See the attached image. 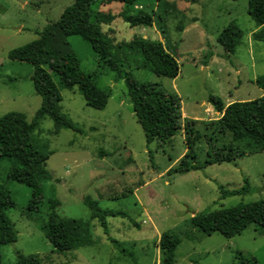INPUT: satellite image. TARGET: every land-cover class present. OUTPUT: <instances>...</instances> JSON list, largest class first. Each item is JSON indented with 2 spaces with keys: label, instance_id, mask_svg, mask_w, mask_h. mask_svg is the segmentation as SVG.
Wrapping results in <instances>:
<instances>
[{
  "label": "rangeland",
  "instance_id": "1",
  "mask_svg": "<svg viewBox=\"0 0 264 264\" xmlns=\"http://www.w3.org/2000/svg\"><path fill=\"white\" fill-rule=\"evenodd\" d=\"M73 1L0 0V116L19 112L29 122L35 118L41 98L31 81L33 66L13 61L8 54L37 39ZM119 3L103 8L117 15L110 25H101V31L113 43L139 37L159 40L161 35L171 52L181 41L184 26L193 24L203 32L205 38L199 30H191L184 34L185 45L176 47L179 74L175 79L154 74L135 51L121 52L125 59L121 67L137 80L158 84L180 99L182 113L196 121L195 128L202 134L194 148L197 164H203L209 152L230 144L237 145V153L243 154L230 163L184 174L170 172L186 151L183 131L171 141L155 140L147 145L123 80L98 63L88 41L67 37L81 69L95 72L97 86L110 90L111 95L106 107L96 110L85 104L77 87L63 88L55 80L61 112L73 128L57 132L53 120L45 116L33 130L34 145L49 154L46 169L50 178L42 181L37 212L27 210L31 188L7 178L17 162L0 157V186L9 190L15 203L5 214L17 232L16 242L0 244L2 263L14 264L17 255H35L45 264H159L158 239L162 233L172 232L180 238L173 264H238L239 253L251 264H264V231L255 225L231 239L189 227L194 214L264 199V150L259 151L247 140L233 141L228 133L214 137L204 126L215 119L212 112L205 113L208 95L223 101L230 94L243 100L262 94L251 80L264 74V42L249 38L258 24L247 13L248 0H139L128 7ZM121 14H149L153 26L130 27ZM159 16L161 28L157 26ZM231 22L239 27L240 36L234 52L227 54L217 36ZM210 54L222 58L214 60L206 75L201 64ZM238 81L242 85L236 92L233 87ZM244 179L250 185L248 193L221 197L220 188L240 189ZM85 200L96 202L101 210L125 216L107 217L105 234L97 219H89ZM50 201L56 203L54 213L58 218L89 222V246L54 250L44 234L53 211Z\"/></svg>",
  "mask_w": 264,
  "mask_h": 264
},
{
  "label": "trees",
  "instance_id": "2",
  "mask_svg": "<svg viewBox=\"0 0 264 264\" xmlns=\"http://www.w3.org/2000/svg\"><path fill=\"white\" fill-rule=\"evenodd\" d=\"M137 1L139 0H74L64 9L57 21L47 25L39 33L37 39L9 52L11 60L33 66L31 81L36 94L41 98L40 109L30 122L25 114L19 112L0 116V157L12 158L17 162L8 171L7 178L31 188L32 195L27 210L37 212L42 199V181L50 178L46 169L49 154L39 150L32 141V133L38 121L49 116L57 132L62 128H73L68 118L61 112V95L57 84L68 89L77 87L85 104L96 110H103L111 95L110 90L97 86L95 72L87 73L81 69L76 54L66 40L70 36H79L88 41L98 63L115 72L116 77L123 80L128 100L143 130L147 145L155 140L162 143L171 141L178 131H183L186 151L170 172L184 174L212 164L230 163L243 154L237 153V145L230 144L209 152L204 163L197 164L194 148L202 134L195 128V120L183 118L180 99L162 90L158 84L139 81L131 71L122 69V59H125L121 52L135 51L142 56L154 74L170 79H175L179 74L177 60L161 41L139 37L116 44L101 31V25H110L117 17L112 13H102L99 10L101 5L120 2L124 7H128ZM247 13L260 27L254 32L253 39L264 42V0H248ZM120 16L133 28L153 26L149 14L142 17L127 14ZM161 21L162 17L159 16L157 25L159 28ZM239 36V27L231 22L219 33L217 42L227 54H232ZM253 83L262 91V95L255 99L234 101L225 105L219 97L208 95V103L216 112L221 113V116L204 126L214 134V137L228 133L233 141L247 140L258 146L259 151H263L264 74L256 77ZM220 189L221 197L224 198L248 193L250 185L247 179H244V185L240 189ZM84 202L89 209V219H97L105 234L108 233L107 217L125 216L122 212L101 210L96 202L89 200ZM14 205L9 190L0 186L2 245L12 244L17 240V232L5 214L7 207ZM55 206L56 203L50 201V208L53 211L44 226L45 238L52 244L54 250L64 252L89 246L92 243L89 222L58 218L54 213ZM251 225L264 231V199L200 212L191 216L189 220L190 228L206 235L218 233L227 239L241 234ZM111 241L116 243L112 239ZM179 243L178 235L172 232L161 234L157 242L159 264L174 263V253ZM238 258V264H251L240 253ZM0 264H3L1 258ZM14 264L45 263L35 255H17Z\"/></svg>",
  "mask_w": 264,
  "mask_h": 264
},
{
  "label": "crops",
  "instance_id": "3",
  "mask_svg": "<svg viewBox=\"0 0 264 264\" xmlns=\"http://www.w3.org/2000/svg\"><path fill=\"white\" fill-rule=\"evenodd\" d=\"M111 4V3H110ZM110 4H105V5H110ZM119 4H121L120 6H123L122 5V3H119ZM104 4L101 6V9H100V11L102 12V13H108V12H105L104 10H103V8H104V6H105ZM259 26H257L251 33H249V38L251 39V40H254L253 39V34H254V32L255 31H257V30H259ZM199 30L195 25H193V24H188V25H186V26H184V28H183V30H182V34H183V37H182V39H181V41L176 45V47H179V46H184L185 45V39H184V34H185V36H186V34L187 33H189L191 30ZM142 30H144V29H142ZM199 32H200V30H199ZM200 35H201V37H203V38H205V35L203 34V32L201 33L200 32ZM162 37H161V35H160V38H159V41H161L163 44H164V42L162 41ZM165 45V44H164ZM176 47H175V49H173V50H171V53H172V55L175 57V59L177 60V58H176V55H177V49H176ZM222 58V56L220 55V54H217V56L215 57L214 56V54H211V56H209V58L208 59H206L204 62H202V64H201V68L202 67H204V71L206 72V75H207V72L211 69V67H212V63H214V60L216 59V58ZM178 62V61H177ZM256 78H253V80H251V83H253V81L255 80ZM254 84V83H253ZM242 84H241V82L240 81H238L236 84H235V86L233 87V89L236 91V92H239V89H240V86H241ZM255 85V84H254ZM262 95V94H261ZM260 95V96H261ZM259 96V97H260ZM208 97V96H207ZM234 101H244L242 98H240V97H236V96H234L233 94H230L229 95V97L226 99V100H223V102H224V104L225 105H228L229 103H231V102H234ZM204 104V103H203ZM206 106H205V113L207 114V113H210V112H212L213 113V116H215V119H218L220 116H221V113H219V112H216L214 109H213V107L208 103V101H206V104H205ZM182 115H183V118H186L185 116H184V114L182 113ZM208 115V114H207ZM214 119V120H215Z\"/></svg>",
  "mask_w": 264,
  "mask_h": 264
}]
</instances>
